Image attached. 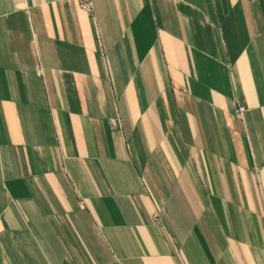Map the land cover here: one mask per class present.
<instances>
[{"label": "crops", "instance_id": "0c3cea01", "mask_svg": "<svg viewBox=\"0 0 264 264\" xmlns=\"http://www.w3.org/2000/svg\"><path fill=\"white\" fill-rule=\"evenodd\" d=\"M91 2L0 0V264H264V0Z\"/></svg>", "mask_w": 264, "mask_h": 264}, {"label": "built area", "instance_id": "2783aa9c", "mask_svg": "<svg viewBox=\"0 0 264 264\" xmlns=\"http://www.w3.org/2000/svg\"><path fill=\"white\" fill-rule=\"evenodd\" d=\"M80 2H81V6L83 8L89 9V10L92 9V2H91V0H80ZM246 110H247V108L245 106H240V107H238L236 109V114L237 115H243ZM112 124H113V126L115 128L119 127V120H117V119L114 120Z\"/></svg>", "mask_w": 264, "mask_h": 264}]
</instances>
